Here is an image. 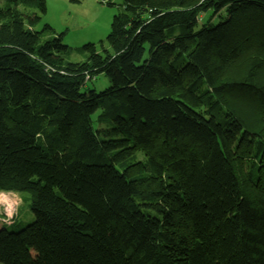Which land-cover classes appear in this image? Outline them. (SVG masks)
<instances>
[{"label": "trees", "instance_id": "16d2710c", "mask_svg": "<svg viewBox=\"0 0 264 264\" xmlns=\"http://www.w3.org/2000/svg\"><path fill=\"white\" fill-rule=\"evenodd\" d=\"M20 4L46 12L0 8V191L34 219L0 224V264H264V0H123L83 61Z\"/></svg>", "mask_w": 264, "mask_h": 264}, {"label": "rangeland", "instance_id": "374dc122", "mask_svg": "<svg viewBox=\"0 0 264 264\" xmlns=\"http://www.w3.org/2000/svg\"><path fill=\"white\" fill-rule=\"evenodd\" d=\"M111 2L113 5H108ZM123 0H81L74 2L72 0H46V12L42 13L36 7H26L22 4L18 6L25 22H28L34 16H41V23L50 24L57 33L65 32L63 43L70 48V54L66 56L69 61H83L85 57L80 49L87 43H93L101 50L100 41L105 45L106 38L111 31V25L114 15L122 9ZM7 0H0V8L6 5ZM254 31V29H252ZM249 31V30H248ZM0 36H5V27L0 25ZM251 57L249 47L244 49L242 56L231 63L224 75V78H230L241 75L247 68V63ZM259 76H264V73H259ZM110 85V81L103 74L96 79L88 82L86 88L101 91ZM235 96V97H233ZM228 100L232 107L239 111L247 124L253 128H260V115L258 107H256L252 98L247 94H233ZM258 126V127H257ZM143 152L135 151L134 155L127 160V164L142 160ZM248 166V162L246 163ZM13 213L12 219L5 216L8 205ZM34 217L30 210V194L16 191H0V224L10 225L12 229H20L33 221ZM13 220V222H11ZM11 222V223H10ZM10 223V224H8ZM33 254L36 256V249L33 248Z\"/></svg>", "mask_w": 264, "mask_h": 264}, {"label": "built area", "instance_id": "2783aa9c", "mask_svg": "<svg viewBox=\"0 0 264 264\" xmlns=\"http://www.w3.org/2000/svg\"><path fill=\"white\" fill-rule=\"evenodd\" d=\"M5 209H6V208H5ZM6 210H7V212L4 213V214H6L5 216H9V219H12V218H13V216H12L13 213L11 212L10 209H9V210L6 209ZM11 222H13V220H12ZM11 222H10V223H11ZM10 223H8V224H10Z\"/></svg>", "mask_w": 264, "mask_h": 264}, {"label": "bare ground", "instance_id": "6f19581e", "mask_svg": "<svg viewBox=\"0 0 264 264\" xmlns=\"http://www.w3.org/2000/svg\"><path fill=\"white\" fill-rule=\"evenodd\" d=\"M10 206H11V205L9 204V205H8V208H6V209H8V210H9V207H10Z\"/></svg>", "mask_w": 264, "mask_h": 264}]
</instances>
